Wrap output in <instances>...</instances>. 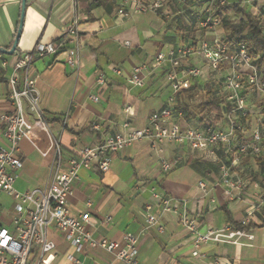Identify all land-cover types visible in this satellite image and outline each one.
I'll use <instances>...</instances> for the list:
<instances>
[{
  "label": "crops",
  "instance_id": "crops-1",
  "mask_svg": "<svg viewBox=\"0 0 264 264\" xmlns=\"http://www.w3.org/2000/svg\"><path fill=\"white\" fill-rule=\"evenodd\" d=\"M241 6L260 15L264 22V0H242ZM22 8L23 0H0L1 49L13 48ZM120 10L127 16L121 15ZM166 11L169 18L139 13L128 0H26L17 49L13 55L0 53V116L14 110L8 80L17 57L39 44L60 42L77 23V66L70 67L64 58L54 62L53 57H46L37 60L32 68L41 107L54 137L61 143L65 161L79 157L85 148L99 146L109 136L146 127L150 116L166 107L173 93L166 78L169 65L155 67L154 58L161 52L189 45L192 39L199 42L214 38L211 32L192 22L191 15L184 11V3L170 1ZM219 31L223 34V30ZM188 64L203 67V77L194 80L192 86L210 87L223 75L210 70L197 56ZM138 65L149 67L143 88L129 84ZM115 69L122 74L117 75ZM101 74L107 80L104 86L97 82ZM92 96H98L100 101L94 102ZM182 99L185 100L183 96ZM260 101L256 98L253 102L255 114L248 129L240 134L241 142L252 137V122L258 118ZM126 106L131 108L130 115L125 113ZM28 119L33 125L32 140L20 143L19 156L24 167L15 183V189L22 193L48 188L54 166L52 138L32 116ZM175 120L189 128L202 127L197 120L188 121L181 115H175ZM127 121L131 126L124 128ZM94 126H99V130H93ZM0 147H7L1 121ZM162 150L157 153L144 140L114 155L106 173L100 172L96 165L82 170L70 198L72 214H90L88 230L96 240L122 243L125 234L134 235L141 264H264L261 163L247 158L234 166V178L246 183L243 189L231 190L222 183L221 174L222 162L231 163L227 147H216L211 153L194 150L189 144L166 143ZM178 156L183 158L182 163L165 174L161 159ZM202 181L212 188L209 196L205 197L199 189ZM155 193L169 201V211L164 210L163 201L155 198ZM16 203L8 195L0 198V224L10 230L14 229ZM184 212L197 220L201 232L230 226L229 214L234 223L249 220V232L254 239H242L238 245L203 244L199 255L194 256V237L181 224ZM149 215L159 219L163 233L155 227L146 228ZM109 218L111 221L106 223ZM51 238L56 244L52 264H75L69 256L78 264H125L103 249L85 248L77 252L56 230H51Z\"/></svg>",
  "mask_w": 264,
  "mask_h": 264
},
{
  "label": "built area",
  "instance_id": "built-area-1",
  "mask_svg": "<svg viewBox=\"0 0 264 264\" xmlns=\"http://www.w3.org/2000/svg\"><path fill=\"white\" fill-rule=\"evenodd\" d=\"M134 9L143 14L153 13L168 17L166 6L171 0H128ZM178 3H183L178 1ZM202 5L200 12V28L214 35L212 40H202L194 45L174 48L169 52H161L154 58V66L168 64L170 69L166 74L172 87V96L166 107L154 112L148 125L142 129H134L126 134L109 136L103 143L94 148H85L79 157L65 161L62 146L51 130L45 112L40 104V95L36 87V79L32 76L34 63L39 59L53 57L54 62L64 58L67 65L77 66V43L79 32L77 23L65 33L60 42L50 45H37L32 51L19 55L14 63L13 72L8 80L9 98L14 110L12 113L0 116L3 125V138L7 147H0V198L8 195L16 200V216L13 220L14 229L10 230L0 224V264H52L55 259L56 244L51 238V230L58 231L63 239L75 247L77 252L85 248L103 249L112 254L116 261L125 264H141L139 260L138 240L132 234H125L123 242L96 240L88 230L91 216L88 213L74 215L70 209V198L73 187L80 178L82 170L96 165L98 170L106 173L111 169L113 156L127 150L135 143L149 141L157 153H162L166 143L183 145L198 151L214 152L219 146L228 148L231 154L230 162L221 165L222 183L231 190L243 189L245 180L235 179L233 167L244 159L258 158L264 148V119L259 110V124L252 132L251 139L240 142V134L246 129L241 122L250 123L254 116L253 102L256 98L264 100V75L257 67L258 57L251 55L249 48L243 44L230 42L224 34H219L222 17L216 15L218 9L231 5V0H199ZM121 15L127 16L124 10ZM194 56L200 57L206 66L220 72L224 78L223 92L226 98V108L220 122L213 126L206 123L201 128H189L175 120L177 98L189 90L194 80L203 77V67L190 66L188 63ZM117 75L121 70L115 69ZM149 73L147 65H138L133 69L129 84L136 88L145 86V75ZM97 82L104 86L107 80L99 75ZM94 102H99L98 96H92ZM125 113L131 114V108L126 106ZM32 116L53 140L54 166L53 177L48 188L35 189L22 193L15 189V183L24 163L19 156L22 140H32L33 125L28 119ZM129 128V121L124 123ZM93 130H99L94 126ZM183 161L181 156L172 160L161 159V168L165 174L177 168ZM255 186H258L255 183ZM203 195L209 196L212 188L205 182L199 183ZM154 197L162 200L164 210L169 211V201L159 194ZM151 210V208H148ZM1 216V208H0ZM111 219H107L109 223ZM181 224L194 237V256H198L201 246L207 243L242 244V239L253 241L250 229H235L226 226L222 229H210L201 232L197 220L186 212L181 214ZM244 227L250 225L249 220L241 222ZM155 227L163 233L164 228L159 219L149 215L146 228ZM75 264L78 261L69 256Z\"/></svg>",
  "mask_w": 264,
  "mask_h": 264
},
{
  "label": "trees",
  "instance_id": "trees-1",
  "mask_svg": "<svg viewBox=\"0 0 264 264\" xmlns=\"http://www.w3.org/2000/svg\"><path fill=\"white\" fill-rule=\"evenodd\" d=\"M171 1H182L184 3V11H188V13L191 15L192 22L199 26L201 19L200 12L202 10V5L199 3V0ZM241 5L242 0H238V2L231 3V5L227 7L218 9L216 15L221 16L222 13L225 14V16H221V30H223V34L232 43L246 45L249 48L251 55L258 57L257 67L264 75V22L261 16L254 15ZM231 12H233L236 16H239V19L234 20V18L230 16ZM189 43V45H194L195 40L192 39V41ZM223 85V76L216 80L215 83L213 82L210 87H202L194 84L189 90L178 96L175 107V115H181L188 121L197 120L201 123L202 127H204L206 123L216 126V124L222 120L223 111L227 110ZM182 96L185 100L182 99ZM194 100H196V104L191 103V101ZM260 102L262 117L264 119V100H261ZM251 118L252 117H250L249 120H251ZM241 123L243 124L244 129L247 130L248 123L245 121ZM249 159L261 163V171H264V151L258 158L253 159L252 157H249ZM223 163L228 164L229 161L222 162V164ZM228 217L231 222V226L235 229L247 230L251 228L250 225L244 227L241 223H234L230 217V214Z\"/></svg>",
  "mask_w": 264,
  "mask_h": 264
},
{
  "label": "water",
  "instance_id": "water-1",
  "mask_svg": "<svg viewBox=\"0 0 264 264\" xmlns=\"http://www.w3.org/2000/svg\"><path fill=\"white\" fill-rule=\"evenodd\" d=\"M25 9H26V0H23V8H22V15H21V24H20V28L17 34V38L15 41V44L13 46V48L10 51L4 50L0 48V52L4 53V54H9V55H13L17 49V46L19 44V39L21 36V32H22V28H23V21H24V17H25Z\"/></svg>",
  "mask_w": 264,
  "mask_h": 264
},
{
  "label": "rangeland",
  "instance_id": "rangeland-1",
  "mask_svg": "<svg viewBox=\"0 0 264 264\" xmlns=\"http://www.w3.org/2000/svg\"><path fill=\"white\" fill-rule=\"evenodd\" d=\"M232 18H234V20H238L239 19V16H236L233 12H231V15H230ZM256 16H260V15H256ZM192 104H196V100L194 101H191ZM196 106V105H195ZM259 115V114H258ZM260 117V116H259ZM251 123V122H250ZM252 128L253 129H256L257 125L259 124V118L255 117V119H253V122H252ZM191 125V124H190ZM193 127V126H191Z\"/></svg>",
  "mask_w": 264,
  "mask_h": 264
}]
</instances>
